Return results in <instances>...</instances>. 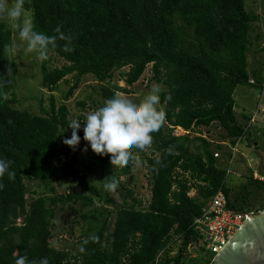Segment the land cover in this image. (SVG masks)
<instances>
[{
	"label": "trees",
	"instance_id": "16d2710c",
	"mask_svg": "<svg viewBox=\"0 0 264 264\" xmlns=\"http://www.w3.org/2000/svg\"><path fill=\"white\" fill-rule=\"evenodd\" d=\"M247 2L25 0L35 30L57 36L56 46L42 61L41 87L51 94L61 83L69 87L61 104L50 96V109L42 108L40 114L14 107L18 68L4 51L13 44L14 31L7 22H0V158L9 161L15 173L12 179L0 178V264H15L19 255L29 261L46 257L49 264H155L163 251L160 264H184L188 245L199 241L193 220L203 215L219 190L233 210L257 214L264 209L259 201L264 183L254 180L249 170L239 190H234L227 185L223 165L244 134L245 125L235 113V90L246 86L260 91L263 79L261 58L249 66L250 52H260L256 16ZM52 57L64 65L50 67ZM150 65L153 80L167 88L161 93L165 126L152 133L151 145L130 149L133 158L120 173L109 155L88 148L102 177L115 179L119 186L120 176L130 174L136 159L145 167L150 200L144 204L121 186L124 201L118 205L110 198L112 190L103 187L102 193L97 192L89 178L72 166L76 157L70 147L66 158L61 157L63 141L71 136L66 102L85 77L98 85L94 92L99 100L93 101L90 110L117 92L131 95L127 87L136 85ZM117 72L127 87L111 84ZM77 106L87 110V102ZM213 124L223 129L221 142L226 146L214 145L199 134ZM176 128L187 134L176 136ZM250 133L246 139L253 147L257 140ZM78 134L83 137L82 130ZM86 143L81 139L78 148ZM60 164L80 191L57 193L54 183ZM192 191L195 197L190 196ZM70 205L79 207V224L86 229L71 249H57L51 243L57 213ZM93 234L97 239L83 245ZM177 237L178 254L170 257L167 247ZM193 261L210 264L211 257Z\"/></svg>",
	"mask_w": 264,
	"mask_h": 264
},
{
	"label": "rangeland",
	"instance_id": "374dc122",
	"mask_svg": "<svg viewBox=\"0 0 264 264\" xmlns=\"http://www.w3.org/2000/svg\"><path fill=\"white\" fill-rule=\"evenodd\" d=\"M254 0H249L247 2V6L253 8L252 2ZM248 8V7H247ZM31 17L32 13L28 12ZM13 36V43L17 42L18 34L15 30ZM12 58L16 62L18 68L17 81L15 87V95H16V104L15 108L20 110H27L35 114H40L42 108L45 110L50 109V96H54L57 104H61L64 99L65 93L68 91L69 87L64 83H61L59 86V90L53 94L47 92L46 89L41 87L42 81V61L38 59V54L35 53H27L23 50H18L16 53L11 54ZM260 54H254L253 51L249 54V66L253 67L254 60L260 59ZM50 67H62L64 62L57 57H52L50 62L48 63ZM127 69H125L126 71ZM120 73H115L113 80L111 81L112 85H118L121 87H127L120 78ZM153 85H159L161 88V93L166 91L167 88L162 83H157L153 80L152 66L150 65L140 81L132 86L127 87L132 91L131 95H124L125 97L134 100L140 101L143 99L145 95L148 94ZM94 90H98L97 83L93 80L92 77H85L82 79L79 89L74 93V95L66 102L68 108L70 109L71 116L70 119H79L81 116H85L90 110L93 101L99 100L97 94ZM259 91L246 87L240 86L235 90L233 95L235 101V111L238 116L240 115H249L255 110L256 105L259 101ZM258 96V99H257ZM42 104H41V102ZM79 102H87V110L82 111L77 103ZM162 110H164V106L160 104L159 106ZM240 118V117H239ZM165 126V122L161 123ZM256 130V129H255ZM250 135L256 134L254 139L257 140L258 146H261L264 150V130L250 131ZM174 134L177 136H182V132L178 131L177 128L174 130ZM199 134L203 137L211 140L214 145L221 141V137L224 134L223 129H221L218 124H213L210 128H201L199 130ZM247 136L240 143L238 152L234 155L233 161L231 159L228 160L226 164V172H227V185L231 188L238 189L240 183L243 180H240L239 176H237V161L242 159V157L254 159V163H256L257 158L259 157V169L262 171L260 175H264V156L261 154L257 156L254 151L248 150L246 148ZM263 143V144H262ZM69 146L63 144L61 149V157L66 158L67 149ZM228 147L226 148V150ZM251 149V148H250ZM226 152V151H225ZM72 154L76 157V161L72 163V166L79 172V174L85 175L89 178L91 182V186L99 193H102L103 187L105 188V184H107L110 180L102 177V169L98 163L93 160L92 154L90 151L84 152L82 149L77 148L75 151L73 150ZM252 165V163H250ZM124 166H118L117 172H121ZM240 173H243L242 169L239 170ZM245 172V171H244ZM57 181L54 183L56 191L58 194H67L75 191H80V187L71 179L67 178L62 170L61 164L57 166L56 169ZM120 184L124 190L129 189L133 192L134 197L143 202L144 204L150 200V186L147 182L146 169L141 164L140 159H136L132 167L130 169L129 175H121L120 176ZM30 190H35L31 184H28ZM117 185L115 189H112V193L110 198L113 202L118 205H121L124 201V197L122 195V188ZM239 190V189H238ZM33 198V197H32ZM94 200H98L96 197H93ZM31 200V196L29 197V201ZM264 202V193L259 196V201ZM130 201V200H129ZM79 207L70 205L64 209V211H60L57 213V217L55 220V228L53 231V236L51 238V243L57 248H72L74 244L77 242L79 237L82 235L83 231L86 227L83 224H79V216L77 215ZM262 212V211H261ZM260 213L255 214L254 217L259 216ZM78 221V222H77ZM189 258L185 259L184 264H200L199 262H192ZM160 264V263H159Z\"/></svg>",
	"mask_w": 264,
	"mask_h": 264
},
{
	"label": "clouds",
	"instance_id": "9594fccd",
	"mask_svg": "<svg viewBox=\"0 0 264 264\" xmlns=\"http://www.w3.org/2000/svg\"><path fill=\"white\" fill-rule=\"evenodd\" d=\"M0 22H7L18 34L17 42L4 48L9 55L23 50L38 54V59L44 61L48 59L50 47L56 46L57 36L35 30L33 18L25 9V0H0ZM56 31L59 33L60 30ZM65 50L70 51L69 48ZM160 104L159 85H153L148 94L138 102L117 92L102 106L88 112L83 120L72 119L68 124L71 136L64 139L63 143L75 151L83 139L87 143L82 151L87 152L90 147L98 155H109L112 166H126L133 158L130 149L135 147L143 150L151 145L152 133L159 129L165 119V112L159 107ZM81 130L82 138L78 134ZM5 175L12 179L15 173L10 171V162L0 158V178ZM116 186L115 179L105 184V188L109 190ZM96 239L93 234L83 241V245ZM80 251H84L83 246ZM15 264H49V261L46 257L39 261H29L26 255H19Z\"/></svg>",
	"mask_w": 264,
	"mask_h": 264
},
{
	"label": "built area",
	"instance_id": "2783aa9c",
	"mask_svg": "<svg viewBox=\"0 0 264 264\" xmlns=\"http://www.w3.org/2000/svg\"><path fill=\"white\" fill-rule=\"evenodd\" d=\"M253 11L256 16L254 29L258 36V50L263 65V79L256 109L244 126L243 136L237 139L235 145L231 148V162L233 161L234 155L238 152L240 143L248 133L255 128L264 129V0H254ZM250 84L254 85L255 80L251 79ZM214 156L218 158L219 153H216ZM253 178L264 183V176H261L256 170L253 171ZM254 216V212H238L229 208L225 194L222 190H219L206 204L203 215L193 220L192 229L199 234V241L196 245L190 243L185 255L190 260H195L198 257H211L210 264H214L215 258L241 229L244 222ZM179 244V237H177L167 247L171 251L170 257L178 254ZM164 254L165 251L159 254L155 264H159L162 261Z\"/></svg>",
	"mask_w": 264,
	"mask_h": 264
},
{
	"label": "water",
	"instance_id": "95a60500",
	"mask_svg": "<svg viewBox=\"0 0 264 264\" xmlns=\"http://www.w3.org/2000/svg\"><path fill=\"white\" fill-rule=\"evenodd\" d=\"M259 213V216L250 218L244 222L241 229L215 258L214 264H217L218 258L228 248L232 250V255L223 264H264V209ZM252 221L254 222L253 224L259 221L256 231L252 235L245 237L241 242H238L237 238L245 229L244 227L253 225L249 224ZM236 243H238V246L233 248Z\"/></svg>",
	"mask_w": 264,
	"mask_h": 264
},
{
	"label": "crops",
	"instance_id": "0c3cea01",
	"mask_svg": "<svg viewBox=\"0 0 264 264\" xmlns=\"http://www.w3.org/2000/svg\"><path fill=\"white\" fill-rule=\"evenodd\" d=\"M259 91V90H258ZM257 99H258V96H257ZM256 109V108H255ZM255 111V110H254ZM253 111V112H254ZM252 112V113H253ZM235 113H236V111H235ZM237 115V114H236ZM251 113L247 116V115H240V116H238L237 115V118H238V120L240 121V123L242 124V126H244L247 122H245V120L244 119H248L249 120V118L251 117ZM240 117V118H239ZM256 129V130H255ZM255 129H253L252 130V132H254V131H257V130H264V129H257V128H255ZM177 130L178 131H181L182 132V134L183 135H185V134H187L185 131H183L181 128H177ZM257 134V133H256ZM256 134H254V136H253V134H252V137L254 138L255 136H256ZM177 136H179V135H177ZM200 136V135H199ZM202 136V135H201ZM203 137V136H202ZM204 138H206V137H204ZM208 141H210V142H212L211 140H209L208 138H206ZM213 143V142H212ZM222 144V145H224V146H226V144L225 143H222L221 141L219 142V143H217V144ZM264 143V142H263ZM262 143V144H263ZM214 144V143H213ZM259 144H258V142L253 146V147H249V145H248V141H246V148L248 149V150H252V151H254L255 152V154L257 155V156H260L261 154L264 156V150H263V148H261V146H258ZM264 146V145H263ZM251 148V149H250ZM260 160V158L258 157L257 158V160H256V163H254V159H249V158H246V157H242V159H239L238 161H237V176H239V178H240V180H244L245 179V176L248 174V172H249V170H251L252 171V173H253V171H258V173L260 174L262 171H260V169L258 168L259 167V161ZM261 161V160H260ZM227 163H228V161H227ZM226 163V164H227ZM250 163H252V165L250 164ZM223 165L226 167L227 165H225L224 163H223ZM242 169V171H243V173H240L239 172V170H241ZM245 171V172H244ZM263 174H264V171H263ZM261 176H264V175H261ZM254 179V178H253ZM195 195H196V191H192L191 193H190V196L191 197H195Z\"/></svg>",
	"mask_w": 264,
	"mask_h": 264
},
{
	"label": "flooded vegetation",
	"instance_id": "af4514ba",
	"mask_svg": "<svg viewBox=\"0 0 264 264\" xmlns=\"http://www.w3.org/2000/svg\"><path fill=\"white\" fill-rule=\"evenodd\" d=\"M253 223L254 222L252 221L249 224H253ZM258 224H259V221H257L256 224H253L250 226L248 225L244 227L245 229L240 234V236L237 238L238 242H241L248 235H252L256 231V227L258 226ZM237 246H238V243H236L235 247L233 248H236ZM231 255H232V250H230V248L226 249L224 253L220 256V258H218L217 264L225 263L230 258Z\"/></svg>",
	"mask_w": 264,
	"mask_h": 264
}]
</instances>
